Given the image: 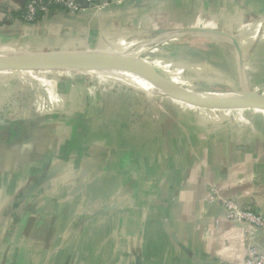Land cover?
<instances>
[{"label": "crops", "instance_id": "1", "mask_svg": "<svg viewBox=\"0 0 264 264\" xmlns=\"http://www.w3.org/2000/svg\"><path fill=\"white\" fill-rule=\"evenodd\" d=\"M27 1L0 0V48L150 50L139 61L174 86L264 95V0H65L78 10L34 24ZM87 76H0V93L24 86L0 105V264H243L251 243L264 250V231L249 242L225 208L264 218V110Z\"/></svg>", "mask_w": 264, "mask_h": 264}, {"label": "water", "instance_id": "2", "mask_svg": "<svg viewBox=\"0 0 264 264\" xmlns=\"http://www.w3.org/2000/svg\"><path fill=\"white\" fill-rule=\"evenodd\" d=\"M232 42L238 50L236 40ZM239 51V50H238ZM92 54L59 52L37 55H14L0 58V72H26L46 69H111L114 67L131 68L152 78L163 90V95L171 99L204 109L225 110L229 108H248L264 110V95L246 91L229 97L208 98L174 86L152 71L143 63L128 58L107 57L94 59Z\"/></svg>", "mask_w": 264, "mask_h": 264}, {"label": "built area", "instance_id": "3", "mask_svg": "<svg viewBox=\"0 0 264 264\" xmlns=\"http://www.w3.org/2000/svg\"><path fill=\"white\" fill-rule=\"evenodd\" d=\"M126 0H119L124 2ZM90 4H104L110 3L109 0H87ZM55 5L63 6L70 13L78 10V6L74 1L65 0H28L24 12V22L28 24L37 23L41 15L50 12ZM228 216L232 221L242 223L245 226L244 233L249 242L255 239L256 235L264 231V218L250 210H244L234 202H227L225 204ZM243 264H264V250L256 243H251L249 246Z\"/></svg>", "mask_w": 264, "mask_h": 264}, {"label": "rangeland", "instance_id": "4", "mask_svg": "<svg viewBox=\"0 0 264 264\" xmlns=\"http://www.w3.org/2000/svg\"><path fill=\"white\" fill-rule=\"evenodd\" d=\"M123 49H126V48L124 47ZM80 53H82V52H80ZM89 53H94V52H86L84 54H89ZM95 53H102V52H95ZM143 53L145 54L144 56L142 55ZM13 54H14V51L0 48V56L8 57V56L17 55V54H14V55ZM122 54H123V56H125L128 59L130 57L132 59L131 61L141 62V61H139L140 59H147L148 60V58L150 61L156 60L150 50L149 51H142V50H135L134 51L133 50V52L132 51H123L121 53V55ZM141 63H143V62H141ZM143 64H145V63H143ZM50 71L51 72L65 73L67 76H70L72 78V80H74V78H77V77H80V78L88 77L87 75H92V76L96 75L98 77L107 76V77L115 79V80H120V79L114 78V77L109 76V75L104 74V73H97V72L92 73V72H88V71H83V69L79 70V69H75V68H65V69H46V70H43V72H50ZM35 72H38V71H35ZM8 73L11 74V72H0V76L8 74ZM173 76L175 78H179L178 74H174ZM120 81H122V80H120ZM178 81H179V79L177 80V82ZM205 84H211L212 86L211 85L203 86V84H198L195 86H177V87L182 88V89L189 91V92H193V93H197V94L205 95V96H210V97H214V96L215 97L216 96H218V97L219 96L220 97L235 96V95H238L239 93L240 94L242 93L243 87H246V88L248 87V86H217L215 83L212 84V83H207V82ZM10 87L11 86H2V89H1L2 91L0 93V105L3 109H9V106L10 107L14 106L16 104L17 98L20 94V93H18L19 90H21L22 88L24 89V86H14L15 88H10ZM14 89L16 91L15 93H13ZM159 97L168 99V97H166V96L165 97L159 96ZM257 110H259V109H251L250 111L251 112H257Z\"/></svg>", "mask_w": 264, "mask_h": 264}, {"label": "bare ground", "instance_id": "5", "mask_svg": "<svg viewBox=\"0 0 264 264\" xmlns=\"http://www.w3.org/2000/svg\"><path fill=\"white\" fill-rule=\"evenodd\" d=\"M123 51H127V49H121L117 53H97V54H92L91 56H93L94 59H102V58H107V57L125 58L123 54L121 55ZM0 58H3V56H0ZM83 71H88L92 73H95V72L104 73L114 78L120 79L124 82H127L142 91L150 92V93H158V94L163 95V90L161 86H159L152 78H150L149 76H147L146 74L140 71L133 70L131 68L114 67L111 69H100V70L85 68L83 69ZM201 96L208 97V98H220V96L219 97L218 96L210 97V96H205V95H201Z\"/></svg>", "mask_w": 264, "mask_h": 264}]
</instances>
